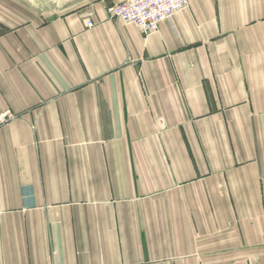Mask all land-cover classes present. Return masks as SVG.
<instances>
[{"label": "crops", "instance_id": "obj_1", "mask_svg": "<svg viewBox=\"0 0 264 264\" xmlns=\"http://www.w3.org/2000/svg\"><path fill=\"white\" fill-rule=\"evenodd\" d=\"M123 1L0 0V264H264V0Z\"/></svg>", "mask_w": 264, "mask_h": 264}, {"label": "built area", "instance_id": "obj_2", "mask_svg": "<svg viewBox=\"0 0 264 264\" xmlns=\"http://www.w3.org/2000/svg\"><path fill=\"white\" fill-rule=\"evenodd\" d=\"M189 8V0H125L107 8L110 18L134 26L141 34L148 36L159 31L162 23L177 13ZM91 21L86 23L92 28ZM9 113L0 114V127L13 119Z\"/></svg>", "mask_w": 264, "mask_h": 264}, {"label": "rangeland", "instance_id": "obj_3", "mask_svg": "<svg viewBox=\"0 0 264 264\" xmlns=\"http://www.w3.org/2000/svg\"><path fill=\"white\" fill-rule=\"evenodd\" d=\"M27 4L31 10L38 11L42 13L43 16L46 15L53 16L57 13H62L73 9L84 0H17Z\"/></svg>", "mask_w": 264, "mask_h": 264}]
</instances>
